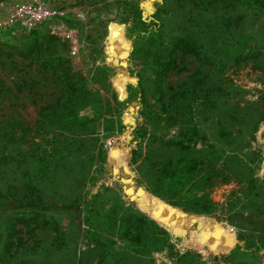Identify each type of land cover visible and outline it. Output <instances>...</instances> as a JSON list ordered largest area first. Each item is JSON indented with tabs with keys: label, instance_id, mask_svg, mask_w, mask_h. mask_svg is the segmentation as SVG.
Returning <instances> with one entry per match:
<instances>
[{
	"label": "rangeland",
	"instance_id": "obj_1",
	"mask_svg": "<svg viewBox=\"0 0 264 264\" xmlns=\"http://www.w3.org/2000/svg\"><path fill=\"white\" fill-rule=\"evenodd\" d=\"M31 5L56 15L10 22ZM245 6L0 0V126L26 130L0 138V264H264V15ZM180 142L213 147L229 181L167 175Z\"/></svg>",
	"mask_w": 264,
	"mask_h": 264
},
{
	"label": "trees",
	"instance_id": "obj_2",
	"mask_svg": "<svg viewBox=\"0 0 264 264\" xmlns=\"http://www.w3.org/2000/svg\"><path fill=\"white\" fill-rule=\"evenodd\" d=\"M207 1L209 2L210 0H207ZM215 1L218 4V6H220L223 10H226L229 13H232L233 11H235L236 7L239 6L241 4V2L244 1V4H246V6H245L246 10H248V11L251 10L254 13V15H260V14L264 15V0H215ZM204 7H206L205 3H204ZM242 17H243V15H242ZM31 33H33V32H31ZM33 37H37V36L33 35ZM32 43H35V39L31 42V44ZM178 45H181L182 51H186L187 53L201 54L203 52L202 47L198 46V44L193 42L192 40L191 41L179 40L178 43H175L174 45L172 44L173 49L171 52L176 50ZM32 46H33V44H32ZM16 49L17 50L23 49V45L20 43V45H18L16 47ZM199 49H201V50H199ZM109 51L111 53V56L108 59V63H110L114 67L126 69V59L128 56L127 52L121 50L120 48H110ZM204 52H206V51H204ZM18 54L21 58H29V57H31V55L32 56L34 55V57H35V55L38 56L37 55L38 52H21L20 51V52H18ZM203 56L206 58H210V56H206V55H203ZM166 58H168V57H164V56L163 57H156V56H154L151 59V64L152 65L159 64L160 63L158 61L159 59H166ZM168 59L169 60L166 63L174 66L173 61H170V58H168ZM220 73H221V71L219 70V74ZM127 76H128V74L124 75V77H127ZM219 90H220V88H219ZM181 106H183V105H181ZM203 106L205 108V105H203ZM219 120H221V119H219ZM218 124L220 125V128L223 131L222 137H223L224 141L225 140L229 141L230 139H228V137L230 136V133L227 131L225 126H222V125H224L223 121H220ZM8 125H10L9 122H8ZM8 125H6V126H8ZM20 130H21V135L19 137H17L18 139L24 137V134L26 131L24 126L20 127ZM0 138L5 139V140L17 139L13 130L6 129V127L3 125L0 126ZM186 145H188V144H185L184 142L183 143L180 142L178 144L179 147H183L182 150L180 151L181 152L180 158L178 159V162H174V161L172 162L173 159L171 160V162H169V167L165 168V172L167 175H169V176L175 175V171H176L175 167H177L176 165L178 164L181 166L180 168H181V170H183V172H186L188 175H190L185 180L186 184L190 183L194 179H197L196 180L197 183L203 184V185H205L210 180H212V179L216 180L217 178H220L222 183L229 181V179L231 178V175L229 173H227V171H226L227 169L215 170V168L212 166V163L210 160H214V162H215L216 158H217V155H216L217 151L213 147L209 148L206 146L205 150L202 149V150H198L196 152H190L189 151L190 147H186ZM228 145H231V142H228ZM201 153H204V154H201ZM43 161L45 162V159H43ZM46 162H47V160H46ZM115 164H116L115 168H114L115 171L117 170V168L119 166L123 165L122 160H120V159L117 160ZM44 166L45 165H41V167H44ZM222 166H224V165H222ZM207 188L208 187L204 186L202 188V191H204ZM25 198H26V196L24 195V197L20 201L21 205H22V202ZM28 201H29L28 203L31 204L30 206H32L33 208L40 209L41 205L42 206L44 205L42 203V198L40 196H38L36 193L33 194L32 198H30ZM191 209H193V208L191 207ZM200 209H201L200 213L205 212L203 210L204 209L203 207ZM198 210H199V208H198ZM33 215L37 216V214H34V213H33ZM15 220H16V223H21V224H27L29 221V220H25L24 215L16 218ZM127 228L129 229L130 226H128ZM131 228L136 230V233H137L136 234V243L142 244V236L145 238V237H147V235L143 234L142 233L143 231L138 229L139 226L137 227L133 224L131 226ZM155 236H157L156 233H153L151 236L153 238V240L155 241L153 245H156L157 243H159L161 241L160 239L156 238ZM158 249H160V248H158ZM0 262H1V259H0Z\"/></svg>",
	"mask_w": 264,
	"mask_h": 264
},
{
	"label": "built area",
	"instance_id": "obj_3",
	"mask_svg": "<svg viewBox=\"0 0 264 264\" xmlns=\"http://www.w3.org/2000/svg\"><path fill=\"white\" fill-rule=\"evenodd\" d=\"M53 15H56V13H51V11L42 8L40 5L36 7L33 5L22 6L19 8L17 16H12L10 22L19 23L21 27L31 30Z\"/></svg>",
	"mask_w": 264,
	"mask_h": 264
}]
</instances>
